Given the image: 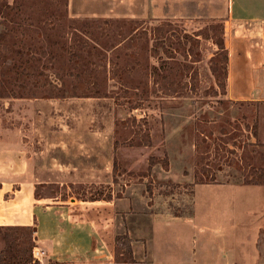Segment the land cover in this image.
<instances>
[{
	"label": "rangeland",
	"instance_id": "1",
	"mask_svg": "<svg viewBox=\"0 0 264 264\" xmlns=\"http://www.w3.org/2000/svg\"><path fill=\"white\" fill-rule=\"evenodd\" d=\"M67 7L73 19L139 21L146 29L168 21L181 29L180 35L197 37L194 56L183 57L172 50L171 62L190 68L181 81L182 93L156 91L145 100L121 98L118 102L112 98L0 96V121L8 122L5 116L13 100L38 102L29 108L39 112L38 123L45 125L37 134L38 141L91 146L94 158L108 163L112 173L108 180L75 185L68 193L86 199H122V209L130 215L126 224L131 225V216H141L142 233L150 224L158 232L156 240L167 237V245L173 248H166L168 260L190 263L194 248L206 261L217 240H247L254 258L255 235L260 240L264 224V102L228 100L216 88L209 69L216 48L208 26L222 25L227 43L239 23L231 17L236 14L231 0H68ZM200 32L202 36H195ZM158 48L150 60L155 66L166 58ZM50 80L55 82L52 75ZM104 85L114 94L112 80ZM121 122L126 129L115 134ZM200 132L208 147L197 158ZM203 169L213 183H195L196 173ZM193 206L195 221L189 223ZM3 245L0 232V250ZM176 246L187 248V253L176 257ZM32 260L31 264H37Z\"/></svg>",
	"mask_w": 264,
	"mask_h": 264
},
{
	"label": "crops",
	"instance_id": "2",
	"mask_svg": "<svg viewBox=\"0 0 264 264\" xmlns=\"http://www.w3.org/2000/svg\"><path fill=\"white\" fill-rule=\"evenodd\" d=\"M231 10L236 13L232 19L236 17L239 23L226 43V97L234 102H264V0H231ZM13 102L5 116L8 122L0 121V227L35 226L34 262L118 264L114 262V239L127 233L135 261L131 264H183L167 259L166 248L173 251L172 245H167V237L156 240L158 232L150 224L142 233L141 216H131V225L126 224L130 215L122 209V199L92 201L70 195L75 185L108 180L112 174L108 163L95 159L91 146L38 141L37 134L45 125L38 123V111H29L38 102ZM39 185L51 188H39L35 198ZM194 213L193 206L189 223H194ZM259 232L254 258L247 240H217L206 261L193 248V260L185 264H264V224ZM176 248V257L187 253V248Z\"/></svg>",
	"mask_w": 264,
	"mask_h": 264
},
{
	"label": "trees",
	"instance_id": "3",
	"mask_svg": "<svg viewBox=\"0 0 264 264\" xmlns=\"http://www.w3.org/2000/svg\"><path fill=\"white\" fill-rule=\"evenodd\" d=\"M67 4L68 0H0V96L112 98L118 102L121 98L145 100L156 91L182 93L181 81L190 68L171 62L172 50L183 57L194 56L197 37L180 35L181 29L168 21L146 29L139 21L73 19L67 15ZM222 27L219 23L208 26L216 48L209 69L216 88L225 95L228 51ZM156 47L166 57L158 66L150 61L157 54ZM108 79L116 85L114 94L104 85ZM120 124L115 134L126 129L124 122ZM203 135L198 133L197 158L208 147ZM196 175V184L213 183L214 179H208L204 169ZM39 188L51 187H36L35 198L39 196ZM35 231V226L0 227L4 243L0 264H31ZM114 241V262L135 263L128 234H118Z\"/></svg>",
	"mask_w": 264,
	"mask_h": 264
},
{
	"label": "built area",
	"instance_id": "4",
	"mask_svg": "<svg viewBox=\"0 0 264 264\" xmlns=\"http://www.w3.org/2000/svg\"><path fill=\"white\" fill-rule=\"evenodd\" d=\"M36 255H37V254H36V252H35L34 249H33V250H32V257H33V259L36 258Z\"/></svg>",
	"mask_w": 264,
	"mask_h": 264
}]
</instances>
